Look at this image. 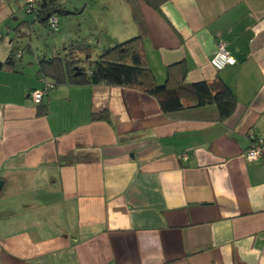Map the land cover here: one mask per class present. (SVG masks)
<instances>
[{
  "label": "crops",
  "instance_id": "1",
  "mask_svg": "<svg viewBox=\"0 0 264 264\" xmlns=\"http://www.w3.org/2000/svg\"><path fill=\"white\" fill-rule=\"evenodd\" d=\"M24 13L22 0L0 1L1 43ZM141 14L156 81L176 64L188 82L220 79L232 114L212 103L163 113L136 88L73 83L51 88L39 114L29 92L56 50L23 51L0 69V264H264V146L243 156L264 137V0H163ZM219 40L235 62L216 70ZM105 108L110 121L92 119Z\"/></svg>",
  "mask_w": 264,
  "mask_h": 264
},
{
  "label": "trees",
  "instance_id": "2",
  "mask_svg": "<svg viewBox=\"0 0 264 264\" xmlns=\"http://www.w3.org/2000/svg\"><path fill=\"white\" fill-rule=\"evenodd\" d=\"M162 1L125 0L137 28L135 35L103 47L95 59H91L92 45L84 38L70 41L64 45L62 52L56 51L46 60L42 59L41 62L45 64V67L40 68V77L48 81L52 87L60 83H73L76 85L105 84L136 88L153 96L163 113L212 103L216 106L219 119L229 117L236 104L235 96L220 79L211 82L205 80L188 82L180 68L181 65L176 64L168 66L165 80L158 83L147 66L143 53L145 30L141 4L144 3L157 9ZM56 9L65 10L63 0H38L35 16H31L34 17L33 21H38L49 29L48 15L56 14L54 12ZM23 23L26 24V29L22 31V35L29 37L30 23L27 21ZM14 30L21 32L18 26ZM2 38L3 36H0V41ZM26 46L29 48V44ZM18 52L20 55H16ZM22 52V49L19 48L10 49L6 58L0 59V69L3 67L14 68ZM83 61L87 62V65L82 64ZM173 67L175 68L173 69ZM48 77L49 79H47ZM50 89L51 87L48 88V91ZM48 91L41 102L36 104L39 114H44L47 111V105L46 102L43 103V99L47 96ZM91 117L92 119L110 121V112L105 108L92 113Z\"/></svg>",
  "mask_w": 264,
  "mask_h": 264
},
{
  "label": "rangeland",
  "instance_id": "3",
  "mask_svg": "<svg viewBox=\"0 0 264 264\" xmlns=\"http://www.w3.org/2000/svg\"><path fill=\"white\" fill-rule=\"evenodd\" d=\"M87 3L89 6L84 12H76L74 14L58 15L59 29L56 32L50 31L44 25L39 23L31 24L30 37L23 36L22 31L26 29L24 21L28 20L30 15H26L23 20L15 21L13 27L19 26L18 30H12L13 34L11 42L8 39L4 42H0V59H5L8 52L12 48L22 49L24 52V60H35V56L47 53L51 55L56 51H63L64 45L70 41L84 38L92 45L91 59H95L97 53L107 45L112 39L118 37H124L125 39L135 35L128 30V26L133 22L131 16L128 22L124 24L125 32L121 36L118 35L116 22L120 20L122 16L118 12V6L120 0H65L64 5L69 11H74L75 7L79 10L83 4ZM125 5V4H124ZM127 8V5H125ZM25 14V13H24ZM18 22V23H17ZM122 26V25H121ZM129 32V33H128ZM128 33V34H127ZM100 39L101 43L98 45L96 40ZM29 44V48L26 46ZM108 46V45H107ZM35 55V56H34ZM90 59V60H91ZM82 64L87 65V62L83 61Z\"/></svg>",
  "mask_w": 264,
  "mask_h": 264
},
{
  "label": "built area",
  "instance_id": "4",
  "mask_svg": "<svg viewBox=\"0 0 264 264\" xmlns=\"http://www.w3.org/2000/svg\"><path fill=\"white\" fill-rule=\"evenodd\" d=\"M1 1V0H0ZM37 1L38 0H22L23 2V8L24 11L27 14L35 16V11L37 8ZM47 25L50 29V31L54 32L58 29V15L57 14H51L47 18ZM16 55H20V52H18ZM235 62V59L233 56L230 55V53L226 50L225 42L222 40H219L216 43V51L213 54V56L209 59L210 65L216 69L221 70L225 66L233 64ZM43 87L40 88H34L29 92V96L31 97V100L36 105L41 102L43 96L48 91V88H53L52 85L48 83V81L43 80ZM262 146H264V137L259 136L256 138H253L250 146L243 152V156L246 160H257L262 155ZM182 159L186 158L185 154H182L180 156Z\"/></svg>",
  "mask_w": 264,
  "mask_h": 264
},
{
  "label": "water",
  "instance_id": "5",
  "mask_svg": "<svg viewBox=\"0 0 264 264\" xmlns=\"http://www.w3.org/2000/svg\"><path fill=\"white\" fill-rule=\"evenodd\" d=\"M57 15H66V14H74V13H76V12H74V11H69V10H63V11H61L60 9H56L55 11H54ZM49 16V15H48ZM1 184H2V181H0V187H1Z\"/></svg>",
  "mask_w": 264,
  "mask_h": 264
}]
</instances>
